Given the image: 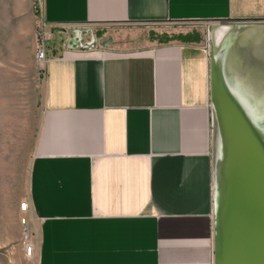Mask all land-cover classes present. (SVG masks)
Instances as JSON below:
<instances>
[{
    "label": "crops",
    "instance_id": "obj_1",
    "mask_svg": "<svg viewBox=\"0 0 264 264\" xmlns=\"http://www.w3.org/2000/svg\"><path fill=\"white\" fill-rule=\"evenodd\" d=\"M38 11L50 30L113 33L51 32L22 202L33 263L215 264L213 75L225 45L232 63L242 53L226 74L246 73L252 39H240L264 33V0H41ZM164 25L201 26L200 41L121 38Z\"/></svg>",
    "mask_w": 264,
    "mask_h": 264
},
{
    "label": "rangeland",
    "instance_id": "obj_2",
    "mask_svg": "<svg viewBox=\"0 0 264 264\" xmlns=\"http://www.w3.org/2000/svg\"><path fill=\"white\" fill-rule=\"evenodd\" d=\"M42 26L49 37L47 53L59 45L51 32L69 43L113 33L98 26L50 30L40 17L38 0H0V264H34L23 253L24 228L18 207L27 198L39 132L41 97L37 80L42 69L35 59ZM200 27H127L123 28L127 36L123 34L121 38L136 33L152 42L171 43L179 36H197ZM33 237L35 242L34 234Z\"/></svg>",
    "mask_w": 264,
    "mask_h": 264
},
{
    "label": "bare ground",
    "instance_id": "obj_3",
    "mask_svg": "<svg viewBox=\"0 0 264 264\" xmlns=\"http://www.w3.org/2000/svg\"><path fill=\"white\" fill-rule=\"evenodd\" d=\"M247 39H252V42L248 46H250L249 48L253 56L258 55L256 60L262 63L264 61V59L263 61L261 60L264 58V53L261 52L264 48V33L248 32V34L241 37L240 43L247 42ZM261 41H263L262 44ZM244 56H246L245 52ZM263 68L264 65L259 64V69L263 70ZM228 92L235 106L232 109L233 119L235 121L238 120L237 122L240 121L241 124L238 126L236 135L231 139L230 156L232 157L233 178L230 191L231 210L227 215V221H225L226 215L223 205V197L225 196L223 190L226 189L225 161L227 154L225 153L224 155L223 153L222 158L218 162L215 193L217 226L221 231L225 221V233L227 235H231L233 231H239L243 234L245 240L251 245L252 255L257 260L255 264H264V114L262 115V113L257 112L251 104L236 95L233 90L228 89ZM223 107L225 114H228L225 104ZM254 135L257 136L260 142ZM248 137L258 152L255 164L252 163L249 153ZM220 231H218V236L220 235ZM224 252L227 256L226 250Z\"/></svg>",
    "mask_w": 264,
    "mask_h": 264
},
{
    "label": "water",
    "instance_id": "obj_4",
    "mask_svg": "<svg viewBox=\"0 0 264 264\" xmlns=\"http://www.w3.org/2000/svg\"><path fill=\"white\" fill-rule=\"evenodd\" d=\"M231 47L225 45L220 48V68L215 70L213 75V97L215 105V121H216V139L218 141L217 145V156L215 161V183L218 175V162L223 156V153L227 154L226 156V178H225V187L223 190V205L224 212L226 215L225 221H227V215L231 210V185H232V157L230 156V146L231 139L236 135L238 126L241 122H237L233 119V99L229 96L228 89L233 90L236 95L242 97L246 102L251 104L257 112L264 114V68L263 70L259 69V64L264 65V61L259 63L256 60L257 56H253L251 50L248 51L249 60H244L246 69H238V71H249L245 74L239 75H228L226 74L227 69L224 64H241L242 59L235 60V63H232L231 60ZM242 53H240L241 56ZM262 57V56H261ZM264 57V56H263ZM260 59V57H259ZM240 61V62H239ZM219 62L217 61V64ZM249 64V65H248ZM234 71H237L233 69ZM262 72V73H261ZM257 86L260 87V90L257 89ZM263 88H262V87ZM229 87V88H228ZM228 88V89H227ZM262 88V89H261ZM225 106L228 109V114H225L223 109ZM257 139V136L254 135ZM259 142L260 140L257 139ZM247 141L249 143V153L252 158V163L255 164V159L258 158V152L252 143L251 139L248 137ZM252 186V184H251ZM229 188V191H228ZM216 202V199H215ZM214 221H215V264H255L257 262L256 258L252 255L251 245L245 240L243 234L239 231L231 235L225 233L226 223L224 221L221 231L218 229L217 215L214 211ZM218 231L220 235L218 236ZM224 250H226L227 256L225 255Z\"/></svg>",
    "mask_w": 264,
    "mask_h": 264
},
{
    "label": "built area",
    "instance_id": "obj_5",
    "mask_svg": "<svg viewBox=\"0 0 264 264\" xmlns=\"http://www.w3.org/2000/svg\"><path fill=\"white\" fill-rule=\"evenodd\" d=\"M40 1L41 0H38V6L40 4ZM40 36H41V43L39 44L36 52V61L38 65L41 67V69H43L47 61L46 42L49 40V37L45 35L44 26H42L41 28ZM28 208H29L28 203L24 202L20 204V213L22 215L21 224L24 228L23 249L25 256L28 259L33 260L36 253V244L34 242L32 228L30 227V221L27 215Z\"/></svg>",
    "mask_w": 264,
    "mask_h": 264
},
{
    "label": "trees",
    "instance_id": "obj_6",
    "mask_svg": "<svg viewBox=\"0 0 264 264\" xmlns=\"http://www.w3.org/2000/svg\"><path fill=\"white\" fill-rule=\"evenodd\" d=\"M175 40L180 41V42H183V43H192V42L199 43V41H200L198 35L197 36H193V37L192 36H189V35L179 36L178 38H176V39H174L172 41H175ZM169 41L170 40H168V41L165 40V41H162V42L167 43Z\"/></svg>",
    "mask_w": 264,
    "mask_h": 264
}]
</instances>
